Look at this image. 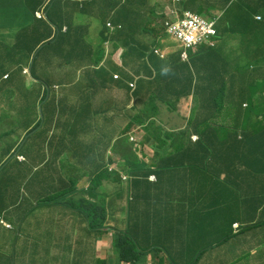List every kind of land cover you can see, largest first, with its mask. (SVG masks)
<instances>
[{
	"label": "crops",
	"instance_id": "obj_1",
	"mask_svg": "<svg viewBox=\"0 0 264 264\" xmlns=\"http://www.w3.org/2000/svg\"><path fill=\"white\" fill-rule=\"evenodd\" d=\"M71 1L69 8L64 10L65 16L68 15L69 24L67 25L82 28L85 41L96 48L98 44L97 32L100 27L98 14L107 7V4L109 5V0H92L95 2L93 7L87 5L84 0ZM152 2L158 6L154 7V10L158 11L157 13H162L164 0H152ZM100 3L102 9H100ZM48 4L49 0H0V54L2 57H10L9 68L3 70V73H11L16 67L17 59L14 56L17 42L25 41L27 37L51 36L52 26L46 22L37 21L38 19L32 15V10L41 11L44 15ZM84 7H86L85 10H83ZM30 29L29 36L26 37L24 34ZM52 29L55 30L54 27ZM36 32H38L37 35ZM43 40L45 38L40 39V41ZM161 40L167 43L168 39L165 37ZM118 47L124 49L121 46ZM119 48L112 50L108 57L112 61L111 64L115 66L121 57L120 54L123 52ZM57 50L58 53L54 50L49 51L48 48L44 49L38 57V62L42 64V62L51 59L66 62V48L61 49L58 47ZM25 53L27 52H22V56ZM170 54L168 53L166 59L163 60L165 64L159 63L158 59L154 60L155 63L161 69L170 68L173 64V56H170ZM24 63L26 62L24 61ZM85 63V60H81L75 67L82 70ZM146 64L147 62L136 67L140 68V74L149 77L153 71L150 68L148 69ZM86 69L88 71H85ZM107 70L106 78L110 79L109 72L114 69L107 65ZM89 72L93 71L89 68L84 69V73ZM171 80L172 74H167L166 71L152 83H149L152 80L142 76L138 81L141 85L151 87L153 85L158 86L159 82H169ZM126 82L127 79L121 84L108 83L104 91L91 97L89 106L90 123H92L93 128L72 130V122L80 107H73L74 103L71 100L60 97V102L56 103V105H60L57 109L59 112L47 113L51 117L49 128L27 141L23 153L26 163L17 162L16 167L8 172H12L11 174L16 176L18 168H24L31 171L34 179L20 185L19 191L14 193L10 189H6V185L0 184V217H3L13 226V229L9 230L0 225V264H91V258L94 255L108 258V264H113L114 255L117 258L115 242L121 237L113 235L109 227L100 229L102 226L97 225L99 220H93L95 215L98 214L99 204L104 202V197L109 192L108 184L110 186L111 183H101L100 180H95L97 176L92 174L81 179L82 182L65 184L62 181L64 179L62 172H71L69 164L81 163L84 164L83 170L85 172L106 174L105 168L113 156L114 159H122L124 152L128 156L132 154L126 148V144L119 140L123 137L121 131L125 130L126 126L130 124V116L135 113L132 109L133 101L126 95L127 91L124 85ZM26 90L31 91L32 95V100L28 101L26 99V104L34 105V100L37 101L39 98V85L34 84L32 86L31 83H28ZM141 94L144 95V91ZM157 119L167 127H176L179 125L177 122L182 121V115L176 112L164 113L162 111ZM52 125L55 129L50 128ZM117 133L121 134L118 138L116 137ZM138 136L140 139L145 140L142 150L143 156L146 159H151L154 153L151 145L152 142H158V135H154L152 132L149 133L146 130L141 131ZM110 137L115 138L111 144L108 143ZM116 139L119 140L118 143H116ZM18 141L16 138H9V135H4V131H1L0 158L2 154L9 155L16 150ZM166 146H169V144ZM170 146L171 149L176 147L175 145ZM221 149L222 153L227 151L224 150V147H221ZM169 150V148L165 149V151ZM220 158V155L211 156L204 161L203 166H200L201 170L198 167L195 170L193 164L187 167L183 166L182 172L192 170V173L197 177L195 179L192 176L183 178L190 182L180 184L183 191L180 196H175L170 191L172 197L183 199L189 197L192 192L197 191L200 193L199 189L203 185V202H195L193 210L190 212V216L196 219L191 229L188 226L180 228L178 224L171 228L165 211L163 212V221L156 224L155 227L138 228L137 221L130 223L129 226H120L113 221L111 216H108V224L110 225L113 222V227L128 231L131 235L138 233L140 242L143 245H148L153 237L169 254L174 253L176 257L184 261L183 263H192L197 255V264H210L209 260L213 255L211 250H206V248L216 242L222 243L216 247L218 249L243 250L245 245L242 242L236 241L234 236L223 240L218 236L219 233H216L212 225V216H216V212L209 207L210 199L214 200L218 215L233 213V210L230 209L233 204L238 206L234 211V214H236L239 211V205L241 209L244 199L241 192L233 187L236 186L235 172L238 167L234 166L226 172L219 164ZM260 158L264 159L262 149ZM117 163V167L122 168V161L118 160ZM228 172L232 173V182L230 183L233 190L231 192L225 191L231 186L229 184L228 186L226 182ZM178 177L180 178V173ZM223 183L226 186H223ZM164 188L165 184H161L157 188L159 191L151 192L150 195L161 194ZM214 190L218 191V195L213 198L211 192ZM148 193L149 190L144 191L141 197L148 195ZM123 194L125 196V192ZM158 194L153 198L154 204L160 199ZM63 203H71L72 206L70 208L61 206ZM159 204L163 211V202L161 201ZM55 207L68 216L60 218L59 213L51 211ZM140 207L141 205H136L137 209ZM88 218L92 219L93 227L89 224ZM63 219L62 223L61 220ZM252 236L253 252L255 249L258 253L254 262L264 263V253H261L264 250V232L259 231L252 234Z\"/></svg>",
	"mask_w": 264,
	"mask_h": 264
},
{
	"label": "trees",
	"instance_id": "obj_2",
	"mask_svg": "<svg viewBox=\"0 0 264 264\" xmlns=\"http://www.w3.org/2000/svg\"><path fill=\"white\" fill-rule=\"evenodd\" d=\"M84 2L90 7H93L95 3L92 0H84ZM69 3L72 1L54 0L47 12V21L40 20L41 23L46 22L54 27L55 35L51 27V38L50 35L44 34L41 37H27L31 28L24 34L27 40L17 42L15 58L18 62H24L22 52L26 51L28 55L34 52L41 42L40 39L45 38L49 51L54 50L58 53V47L66 48V62L61 61L57 64L60 68L66 66L63 72L69 67L76 66L81 60H85L86 63L98 64L103 56V43L105 42H110L114 49L118 46L124 48L121 56L122 66H142L147 62L148 69L150 66L157 67L154 59L159 57L154 55L151 47H156L158 41H153V43L148 41V35L153 37V34L156 33L153 24L163 16L156 15L152 0H109V5L107 4V7L98 14L100 27L97 32L98 44L96 48L85 41L82 28L67 25L69 24L68 15L65 16L64 10L69 8ZM101 3L100 9H102ZM178 8L181 12L190 10L201 15L214 16V12L221 14L216 23L217 46L205 48L198 54L190 56L191 63L197 65V69L202 61L208 63L206 68L209 69L207 70L206 83L197 87V96L201 99L204 96L206 98L202 101L201 106L193 111V114L199 117L197 123L193 125L199 133L200 139L186 148L182 156H176L173 162L159 161L155 169H151V166L141 162L134 155L135 153L128 156L124 152L120 159L122 161L120 170L110 172L105 168L106 174H97L95 180H100L101 183H111L110 186L108 184L109 192L104 197V202H101L97 209V216L103 227L108 225L109 210L113 221L120 226H129L130 223L137 221L138 228L155 227L156 224L163 221L164 211L159 203L166 196L163 195L154 204L153 198L158 193L152 196L150 193L158 192L157 188L161 184H165V186L171 187L170 191L173 195L180 196L183 194L180 184L190 182L183 178L192 176L195 179L197 177L192 173V170L182 172L184 162L193 164L195 170L197 167L201 170L200 166H203L204 161L213 155L221 156L219 164L226 172L234 166L238 167L235 172L236 186L233 187L237 188L244 197L241 204V213L244 219L254 221L258 217H263L260 212L264 210V159L260 158V152L261 149L264 151V0H181ZM85 9L86 7L83 10ZM33 14L34 10H32ZM257 15L262 17L261 21H256L255 16ZM107 22L113 26V29L106 27ZM63 27H66L65 32H62ZM35 34L37 35L38 32ZM237 36L243 38L239 47L230 43V40ZM172 58L174 60L172 67H174L180 62V53H176ZM9 62L10 57H2L0 54V70H4ZM35 63L32 65L31 72L32 75L37 76L41 71L35 68ZM111 63L109 58L105 61V65H110L115 69L116 66ZM214 68L216 69L215 73H213ZM138 69L140 70V68ZM59 71H55L54 74L58 75ZM106 71H108L106 68L101 67L86 73V77L90 78L94 75L97 79L105 81L107 80L105 78ZM119 72L122 80L129 77V72L126 70ZM72 73L67 71L64 74L65 80L61 75L62 81L71 83L74 78ZM135 73H139V71ZM191 74V70L186 64L182 63L179 66V72L172 74L171 87H174V93L171 96L181 97L190 94L193 88L195 91V85L191 88L193 86V82L190 81ZM111 79L115 81L112 76ZM11 81L15 86H18L22 82V78L15 77ZM45 81L47 80L45 79ZM214 82L215 84H213ZM137 83L138 86L141 85L139 81ZM245 102L248 105L244 106ZM149 110L150 108H146L142 113ZM135 120L141 122L139 116H136ZM77 122L81 129H87V122L89 128L92 126L90 116L78 119ZM221 147L227 151L222 153ZM23 152L24 147L21 148V153ZM5 156L2 154L1 159ZM16 165L17 161L14 160L9 163L8 167L13 168ZM164 166L168 171L157 170ZM152 172L157 173V180L154 182L148 179V175ZM179 173L180 178L178 177ZM89 174L92 175L94 172H89ZM231 176L232 173L228 172L227 185H231ZM222 185L226 186L225 183ZM233 187L231 185L225 191L231 192ZM146 190H149L148 195L141 197ZM199 192L203 194V185ZM214 192L218 191L214 190L211 193ZM123 197L124 200L120 204ZM136 205H141V207L137 209ZM209 207L216 212V216H212V225L216 233H219V237L227 240L234 236L235 240L242 242L245 247H252L253 225H245L243 229L234 232L233 223L236 220L234 211L238 206L231 205L230 209L233 210V213L221 215H218L213 199H210ZM170 216L172 219L176 217L175 214ZM129 236L131 235L129 234ZM132 236L134 239L130 238V242L119 240L118 246L121 243L119 253L123 252V255L129 256L128 259L132 264L141 263L147 257L146 252L141 249H150L152 244L149 242L148 245H143L138 233ZM151 251L155 252L154 249ZM261 253H264V250ZM159 254L155 252L152 262L148 264H166L167 262L189 264L183 263L184 261L176 257L174 253L170 254V258L166 257V260Z\"/></svg>",
	"mask_w": 264,
	"mask_h": 264
},
{
	"label": "clouds",
	"instance_id": "obj_3",
	"mask_svg": "<svg viewBox=\"0 0 264 264\" xmlns=\"http://www.w3.org/2000/svg\"><path fill=\"white\" fill-rule=\"evenodd\" d=\"M54 1V0H53ZM53 1L49 0L48 6L45 8L44 15L41 11H35L33 17L38 20L45 19L47 21V12L50 10V7L53 5ZM181 0H164L163 2V12L157 13V16H163L162 19H158L153 26H155V34H153V37L151 35H148V41H158V45L156 47H151L154 55L158 56L159 63H163V60L166 59L167 54L164 53V48L168 47H175V50L173 52H170V56H175L176 53H180V62L176 64L174 67L170 66L168 69H161L158 64H156L157 67L150 66L151 76H143L140 74V70L137 65H129V66H122L121 64V57L117 61L116 68L112 70L110 73V79H107L105 81L97 79L94 75L90 78L86 77V73H84L85 68H89L92 71L98 70L99 68L103 67L107 69V65H105V61H107L109 55L112 53V50L114 49L112 44L110 42L103 43V56L101 60L98 62V64H92V63H85V66L82 70H79L75 66L69 67L64 72L63 70L66 68V66H60L57 67L58 62H61L59 60H46L40 64L38 62V57L40 56L41 51L46 49V39L41 41L38 46L34 49V52H31L29 55L28 53L23 54V59L26 63H20L17 61L16 67L14 68L13 72L11 73H3V70H0V129L1 131H4V135H9L12 138L18 139V147L16 150H14L11 154L6 155L3 159L0 158V176H2L3 172H7L8 169H10L9 163L16 160L18 163L25 161V157L23 153H21V148L25 146L27 141L32 138L36 137L44 131L45 126L50 124V116L47 113H58L57 110L60 105H56V103L60 102L61 98L71 100L72 103H74L73 107H80L79 111L75 114V119L72 122V130H76L77 128L82 130L78 126V119H84L87 116H90V99L91 97L97 96L99 92L104 91V89L107 87L108 83L114 84V82L121 84L124 82L122 80L120 70H126L129 72V77L127 78V82L124 84L126 88V95L132 99V109L135 112L133 115L130 116V124L126 126L125 130H122L121 133H123V137L119 140H122L126 144V148L129 149L132 154L136 155L141 162H144L147 166H151V169H155L157 166V163L161 160L170 161L173 162L175 160L176 156H182L183 152L191 146L193 143L197 142L200 138L199 133L195 129V123L199 120V117L197 115L193 114V111L196 108H199L201 106L202 101L206 98L205 96L199 98L197 96V87L203 86L206 83V77H207V69L205 62H200L201 65L195 66V64L191 63V54L196 55L200 51H203L205 48H214L217 46V28L216 23L218 20V17L221 15L218 12H214V16L210 21L205 20L199 13L186 10V11H180L178 8L179 3ZM155 5V3H153ZM14 5V4H13ZM16 5V4H15ZM158 7V6H154ZM187 14H190L194 17H197L200 19L206 28L207 35H205L202 39L194 40V41H185L182 40L176 33L173 32V27L176 25L182 23L187 19ZM256 21H261L262 17L257 15L255 16ZM106 27L109 29H113V26H111L110 23L107 22ZM213 30L214 33H210V30ZM56 32V30H54ZM66 31V27L62 28V32ZM54 32V35H55ZM168 39L167 41L172 42V46H169L166 43V46L162 43H165L161 39L165 38ZM51 38V36H50ZM152 45V44H151ZM111 46V48H110ZM119 50H123L119 48ZM123 53V52H122ZM122 53L120 56H122ZM208 54V53H206ZM16 55V54H15ZM15 57V56H14ZM35 57H36V63H35ZM17 59V58H16ZM154 59V60H155ZM173 60V58H172ZM167 61V60H166ZM35 63V68L40 72L39 75L34 76L32 75L31 68L32 65ZM184 63L186 64L190 70H191V80L193 82V86L195 85V91L194 88L191 91L190 94L179 96H171V94L174 93V87H171V81L167 82H159L158 86H151L147 87L144 85L138 86L137 81L140 80L141 76L145 78H149V83H152L157 77H161L162 74H164L167 71V74H177L179 72V66ZM49 64H55L54 68H48L44 67L42 65H49ZM174 64V60H173ZM171 64V65H173ZM9 68L7 67L5 69ZM58 68V69H57ZM60 68V69H59ZM4 69V70H5ZM60 70L57 74H54L55 71ZM135 70V71H134ZM67 71L73 72L72 76L73 81L71 83H66L65 81H62V76L65 80V73ZM85 71H88L86 69ZM136 71H139V73H135ZM216 69H213V73H215ZM108 73V71H106ZM18 74V76H15ZM107 74L105 75L106 78ZM112 78L115 80L113 81ZM22 78V82L20 85L15 86L12 83L13 78ZM45 79L47 81H45ZM121 80V82H119ZM222 80V78H221ZM28 83H31L32 86L34 84L39 85V98L38 100H34V105H27L26 99L28 101L32 100L31 97V91L26 90V85ZM215 84V82L213 83ZM12 87L16 89V91H11ZM144 91V95L141 94V92ZM201 99V100H200ZM12 103H16L14 105V110L18 113V115L14 118V123L18 124L16 129H10V121L9 117L4 116V107H9ZM144 104V105H143ZM248 105L247 102L244 103V106ZM146 108H150V110L146 113H142V111ZM31 110V111H30ZM173 112V113H179L182 115V121H179L178 126L176 127H167L165 124L157 119V116L161 114V112ZM128 117V115L126 114ZM136 116H139L141 122H137L135 120ZM117 117V116H116ZM194 121V123H193ZM168 123V122H166ZM176 124V123H175ZM93 128V126H91ZM89 128V123L87 122V129ZM167 128H173L177 130H168ZM148 130L149 133L152 132L154 135H158V142H152V146L154 153L151 159H146L143 154V146L145 145V140L139 138V133L141 131ZM0 131V132H1ZM18 134V135H17ZM121 134L117 133L116 137H120ZM113 139L110 137L108 139V143L111 144ZM118 139H116V143L119 142ZM169 144V146H166ZM170 145H175L173 149ZM166 148H169V151H165ZM157 157V160H156ZM119 159H114V156L109 160V163L106 166V169H108L110 172L113 170H120V168L117 167L118 163L117 161ZM184 167H187L188 165H192L189 162H184ZM173 169V168H172ZM170 169V170H172ZM158 171H168V169L164 166L157 169ZM156 170V171H157ZM99 173H94V176H97ZM148 179L151 181L157 180V173L152 172L148 175ZM170 186H165L163 192L161 194H158L159 198H161L163 195L166 196V198L162 201L163 202V211H165V215L168 217L167 221L169 223V226L173 228L174 225L178 224L180 228H185L188 226V228H192L193 224L195 223L196 219L192 218L190 216V212L193 210L194 203L200 201L202 203L203 194L198 193L197 191L192 192L189 197H185L183 199H177L175 197H172L170 191ZM11 192V191H10ZM168 192V193H167ZM211 195L216 197L218 195V192L211 193ZM154 200V199H153ZM236 213V220L233 223V229L234 232H238L241 228L243 229V226L245 225H253V232L252 234H256L259 231L264 232V210L260 212L263 217H258L257 219H254V221H246L244 217L242 216L241 209H239ZM108 211V210H107ZM171 214H175L176 217L174 219L171 218ZM95 215L93 220H99L97 223L98 226L100 225L101 220ZM108 216H110V212H108ZM89 219V224L92 226V219ZM179 222V223H178ZM108 223V222H107ZM113 222L108 224L106 227H100V229H105L109 227V230L113 232V235H118L121 237L122 240H126L128 242L131 241L133 236H129L128 231L121 230L117 227L112 226ZM0 225L3 226L6 229H13V226L8 223L3 217H0ZM131 238V239H130ZM120 238L117 239L115 242V248L117 251V258L114 255V262L113 264H132L131 261L128 259L129 256L123 255L122 253H119V250L121 249V243L118 246ZM150 243L152 244V247L150 249H141V251L146 252L147 257L146 259L141 263H133V264H148L151 263L154 257V253H160L159 256L165 258L169 257L170 254L167 252V250L159 245L152 237ZM222 243L216 242L209 246V248H206V250H211L212 252V258L209 260L210 264H244L246 261V264H264V263H258L254 262L256 261V256H258L257 250L253 247H245L243 250H231L228 248H216L218 245ZM155 250V252L151 250ZM224 249V250H223ZM202 250V251H206ZM226 251L225 253H223ZM222 254V255H221ZM256 254V255H255ZM261 255V254H259ZM151 257V259H149ZM91 264H108V258H103L98 255H94L92 258ZM198 263V257L196 255L194 261L189 264H197ZM166 264H170L167 262Z\"/></svg>",
	"mask_w": 264,
	"mask_h": 264
},
{
	"label": "rangeland",
	"instance_id": "obj_4",
	"mask_svg": "<svg viewBox=\"0 0 264 264\" xmlns=\"http://www.w3.org/2000/svg\"><path fill=\"white\" fill-rule=\"evenodd\" d=\"M205 20L210 21L213 17L207 14H204L202 16ZM243 41V38L240 36H237L235 39H231L230 43L233 44L235 47H239L241 42ZM163 45L166 46V43H162ZM167 44L169 46H172V42L171 41H167ZM243 45V43H242ZM175 47H171V48H167L164 49V53L168 54L171 51H174ZM101 55V54H100ZM44 67H48V68H54L55 64H49V65H42ZM59 66V65H57ZM11 91H16V89L14 87H12ZM264 93V92H263ZM16 103H12L9 107H4V116L9 117V123H10V129H16V127L18 126V124L14 123V118L18 115V113L14 110V105ZM44 128H49L48 125L45 126ZM51 129H55V127L52 125L50 127ZM2 129H0L1 131ZM53 141H55V139H53ZM65 161V160H64ZM24 163H26V161H23ZM69 167H71V172L69 173H63L62 172V176H63V180L65 182V184H74V183H78V182H82L81 179H83L84 177H89V172H85L84 169V164L81 163H77V164H69ZM12 168L8 169L7 172H3L2 176H0V184H4L6 185V189H10L13 193L16 191H19L20 185H22L25 182H30L33 180V177L31 175V171L25 170L24 168H18V174H11L12 172H8L11 171ZM82 177V178H81ZM2 188V187H1ZM8 191V190H7ZM50 198V197H48ZM123 199L121 200L120 204L123 202ZM118 204V203H117ZM118 204V205H120ZM61 206H65L67 208H70L72 206V204H61ZM51 211H55L54 213H59V217L60 218H64L67 217L68 215L64 214V212L60 209H57L56 207L53 208V210ZM110 212V210L108 211ZM64 219L61 220V222L63 223ZM241 251V250H240ZM247 262L245 261L244 264H246Z\"/></svg>",
	"mask_w": 264,
	"mask_h": 264
},
{
	"label": "built area",
	"instance_id": "obj_5",
	"mask_svg": "<svg viewBox=\"0 0 264 264\" xmlns=\"http://www.w3.org/2000/svg\"><path fill=\"white\" fill-rule=\"evenodd\" d=\"M173 32L182 40L189 42L202 39L208 34L204 23L190 14H187V19L185 21L173 27ZM209 32L214 33L212 29Z\"/></svg>",
	"mask_w": 264,
	"mask_h": 264
},
{
	"label": "bare ground",
	"instance_id": "obj_6",
	"mask_svg": "<svg viewBox=\"0 0 264 264\" xmlns=\"http://www.w3.org/2000/svg\"><path fill=\"white\" fill-rule=\"evenodd\" d=\"M105 221V220H104Z\"/></svg>",
	"mask_w": 264,
	"mask_h": 264
}]
</instances>
